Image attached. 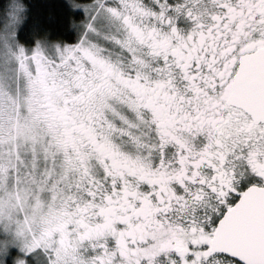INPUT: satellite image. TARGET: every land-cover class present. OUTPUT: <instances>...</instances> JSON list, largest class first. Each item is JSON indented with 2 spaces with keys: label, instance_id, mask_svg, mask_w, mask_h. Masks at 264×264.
<instances>
[{
  "label": "snow or ice",
  "instance_id": "obj_1",
  "mask_svg": "<svg viewBox=\"0 0 264 264\" xmlns=\"http://www.w3.org/2000/svg\"><path fill=\"white\" fill-rule=\"evenodd\" d=\"M70 2L86 13L74 44L27 50L14 18L0 29V92L47 83L72 136L101 93L103 118L74 165L47 140L0 139V197L20 201L19 219L37 185L73 213L50 233L0 224V253L16 244L15 264H264V0Z\"/></svg>",
  "mask_w": 264,
  "mask_h": 264
},
{
  "label": "rangeland",
  "instance_id": "obj_2",
  "mask_svg": "<svg viewBox=\"0 0 264 264\" xmlns=\"http://www.w3.org/2000/svg\"><path fill=\"white\" fill-rule=\"evenodd\" d=\"M85 18L86 13L83 7H78ZM83 18V20H84ZM82 20V21H83ZM82 21L79 24V35L82 28ZM9 24L5 16L1 29H6ZM17 30H15V39H17ZM78 35V38H79ZM78 40V39H77ZM19 42V41H18ZM48 51H54V45L74 44L66 42H55L49 44L46 41H40ZM31 50L35 45L27 47ZM98 87L100 85H97ZM51 86L43 81L23 87L18 93L0 92V139L7 141L11 139L15 147L18 141L21 145L33 144L44 145L46 140L48 144L56 145L60 153H67L70 135L67 128L64 127L63 114L58 112L51 103ZM103 93H101L97 108L103 110ZM76 150V158L83 155L80 146ZM72 155V154H71ZM72 156H65L63 162L65 165H74L75 161ZM15 185H13V188ZM30 187V186H29ZM3 201V207H0V224H6L13 231L21 235L25 230L31 231L39 229L41 232H56L66 228L73 222V213H70L65 205L61 203L59 194L52 195L50 187L48 189L37 185L36 192H27L23 199L21 212H25L27 220H20L17 216V205L20 201L12 203L10 199L0 197ZM13 226H15L13 228ZM6 234L0 232V241L6 239ZM23 255L20 247L16 244H9L3 253H0V264H15V258Z\"/></svg>",
  "mask_w": 264,
  "mask_h": 264
},
{
  "label": "trees",
  "instance_id": "obj_3",
  "mask_svg": "<svg viewBox=\"0 0 264 264\" xmlns=\"http://www.w3.org/2000/svg\"><path fill=\"white\" fill-rule=\"evenodd\" d=\"M26 19L18 26L17 39L27 47L37 41L72 43L77 41L83 13L70 0H24ZM7 0H0V29L4 23Z\"/></svg>",
  "mask_w": 264,
  "mask_h": 264
},
{
  "label": "flooded vegetation",
  "instance_id": "obj_4",
  "mask_svg": "<svg viewBox=\"0 0 264 264\" xmlns=\"http://www.w3.org/2000/svg\"><path fill=\"white\" fill-rule=\"evenodd\" d=\"M98 87V86H97ZM95 117L96 120H100L103 118V110L101 111H97V112H93L91 114H86L84 116V120H87V124H84L83 121L81 122V126L79 129V135L77 136H72L71 131L68 129L69 131V135H70V140H69V144L67 145V151L69 149H71V156L73 157V159L75 160L76 158V150L75 148L78 149V146L81 147V149L83 150L85 148V146L89 143L88 141V125H90L92 123V118ZM65 124V121H63ZM103 147V146H101ZM85 154V153H84ZM115 166H119V167H123L125 169H128L129 165L125 162V163H121L120 161H116L115 162ZM116 207H123L122 205H115V206H111L108 209H104L103 211H105L106 213L110 212L113 215H115V208ZM139 211V210H136ZM129 215H131V213H129ZM145 223H147V220L145 221Z\"/></svg>",
  "mask_w": 264,
  "mask_h": 264
},
{
  "label": "clouds",
  "instance_id": "obj_5",
  "mask_svg": "<svg viewBox=\"0 0 264 264\" xmlns=\"http://www.w3.org/2000/svg\"><path fill=\"white\" fill-rule=\"evenodd\" d=\"M28 5L24 0H7L4 13L8 21L15 19V27H18L26 19Z\"/></svg>",
  "mask_w": 264,
  "mask_h": 264
}]
</instances>
